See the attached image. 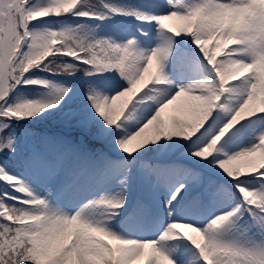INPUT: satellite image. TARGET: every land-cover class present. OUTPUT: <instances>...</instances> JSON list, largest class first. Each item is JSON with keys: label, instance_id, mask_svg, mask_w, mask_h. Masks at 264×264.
I'll list each match as a JSON object with an SVG mask.
<instances>
[{"label": "snow or ice", "instance_id": "6c2138e0", "mask_svg": "<svg viewBox=\"0 0 264 264\" xmlns=\"http://www.w3.org/2000/svg\"><path fill=\"white\" fill-rule=\"evenodd\" d=\"M101 2L110 13L155 23L170 37L189 35L214 78L175 85L166 72L173 51L171 38L168 44L145 51L135 38L123 43L111 38L89 40L69 27L59 31H33L29 27L33 21L49 16L105 18L91 7H82L87 0H48L42 6L34 5V0H0V120L30 119L61 106L70 93L71 89L62 87L52 102L8 104V97L19 85L47 84L29 75L33 69L74 75L78 66L84 64L93 69L87 75L118 71L127 81V88H120L112 95L93 87L88 91L90 111L104 122L101 133L109 134L114 129L118 133L122 127L119 122L140 98L155 100L158 110L134 134L116 139V145L135 160L137 154H142L141 149L161 137H185L181 142L190 146L192 154L215 163L231 186L225 190L209 180L205 193L211 199L223 195L234 204L212 215L203 227L196 226L195 222L179 221L172 217V211L190 186L201 182V174L144 163L142 167L149 176L173 183L174 190L166 201L173 222L156 240L124 238L105 226V220L118 216L119 209L124 207L123 194L101 196L69 212L53 206L50 190L41 195L24 178L0 165V181L14 190L12 194L0 191V264H176L164 242L181 238L195 246L204 264H264V242L241 244L228 239L240 227L245 213L252 217L249 229L264 234V132L250 148L234 154L213 155L218 142L227 138L225 134L236 130L234 126L242 128L250 123L246 118L255 114H261L255 118L264 121L259 100V94L264 91V8L260 6L264 0H169L173 10L162 15H146ZM245 8L250 12L241 20L237 10ZM64 58H71L76 64L56 63ZM237 65L240 66L238 74ZM165 85H175L176 91L163 92L161 86ZM174 105L173 114H168L167 110ZM219 106H225V111L232 114L217 122L218 113L213 109ZM33 107L35 111H28ZM242 107L247 114L240 118L237 114ZM205 112L206 119L192 134L179 131L161 134V129H179ZM149 129L151 134L145 136ZM6 149L14 153L16 140L5 137L0 127V152ZM64 155V152L58 154V162ZM58 162L34 157L30 167L51 181L59 177ZM128 174L125 171L122 183L127 181ZM7 177L13 178L12 181ZM176 177L182 182L174 183ZM75 183V180L66 181L62 188L67 191ZM199 201L197 196L193 202ZM98 208L104 209L103 219H94Z\"/></svg>", "mask_w": 264, "mask_h": 264}, {"label": "rangeland", "instance_id": "374dc122", "mask_svg": "<svg viewBox=\"0 0 264 264\" xmlns=\"http://www.w3.org/2000/svg\"><path fill=\"white\" fill-rule=\"evenodd\" d=\"M143 1L144 0H134L133 5L122 9L138 11L146 15H162L173 10L169 0H151V3L146 4H144ZM47 3L48 0H34V5L42 6ZM112 15L114 17L113 22L118 25L117 32L106 37H99L98 35L93 36L94 39L92 38L91 40L111 38L117 42L123 43L129 39L135 38L138 42V46L142 50L151 51V49L159 46V44H168L171 38L173 51L167 61L166 72L170 79L175 82V85H187L195 80L214 78V73L211 68L209 66H202L208 65L207 61L201 56H198L196 52L192 53L186 50L180 57L172 58L177 52L176 42L170 37L169 33L161 30L155 23L148 24L142 22L135 16ZM47 18L58 19L59 17L49 16L41 20H46ZM67 21L68 20L63 19L58 23H43L42 27L36 26L33 28V31H44L48 29L59 31L64 27H69L75 29L78 34L82 35L83 31ZM142 33H147V35H143ZM182 37L183 42H185L188 35L183 34ZM179 41L183 44L180 36ZM92 71L93 69L91 68V72ZM100 75L111 76V78L105 82L106 85L101 90L104 94L112 95L120 88L128 87L127 81L121 78L118 71H108ZM195 76L196 78H194ZM175 85L170 87L167 85L161 86V90L165 93L169 91L174 92L176 91ZM65 88L71 89L70 87ZM57 95H59V89L48 93L41 92L39 96L29 95L22 103L27 101L52 102L56 99ZM79 96L80 91L71 89L59 108L62 107L61 109H63L62 105H64L66 101H70ZM229 102L234 103L232 100ZM175 107V105L170 107L167 113L173 114V108ZM56 108L47 109L41 114H46ZM217 109V122L226 120L232 114L229 111H225V106L214 108L213 111L216 112ZM157 110L158 104L155 100L142 97L138 102H134L126 111L125 116L122 118L121 122H119L122 125L119 132L117 133L114 129L109 134L101 133V127L104 122L93 112L88 120V126L95 125L99 128L96 140L95 137L92 139L95 141L94 148L91 149L84 135L80 136L78 134V143L65 153L62 161H57L60 167L59 177L49 181L42 176L40 186L37 188L38 192L44 195L50 190V200L53 206L63 208L65 211L69 212H74L87 204L88 201L98 199L101 196H117L123 194L126 198L124 207L119 209L118 216L105 220V226L124 238L139 240H156L161 233L166 230L168 224L173 222L172 218L168 215L169 209L166 206V201L174 190L173 183L160 180L156 176H149L147 170L142 167L144 163L153 166L160 165L161 167L180 168L201 174V182L195 186H190V189L183 195L180 203L177 204L176 208L172 211V217L177 220L187 223L195 222L196 226L203 227L212 215L217 214L221 209H230L234 201H227L223 195L215 199L209 198L206 199V201L204 200L203 195L209 180L216 186V182L220 181V179L226 181V183L227 179L225 174L218 169L215 163H209L192 154L189 150L190 146L181 142L187 138L173 137L169 139L167 137H161L159 141L150 144L157 147L161 142L162 147L160 151L155 155H149L146 153L147 150L151 152V148L149 149L150 145H148L145 149L140 150L142 154H137L135 160L128 157L127 154L116 145V139L134 134V132ZM64 112L62 114H64ZM37 121L42 122V120ZM8 126L9 124L0 120V127L3 128V132ZM86 130L91 131L89 127H87ZM230 131L231 130H229V132ZM261 132H264V121L255 128L248 126L247 123L244 127L239 130L237 129L234 134H231L232 136L225 134L227 138H222V141L218 142L213 155L223 156L224 153L234 154L238 151L250 148L254 143L258 142L257 137ZM150 134L151 129L145 133V136ZM108 137L113 138L111 143L106 142V138ZM9 138H15L16 140V151L13 153L16 155L19 153V148L21 146L17 140V132L15 130L12 131ZM173 141H175V143ZM221 144H223V147H221ZM29 148L35 153L36 150L32 147ZM59 149L60 145H54L52 149L48 150L47 154L53 156V151H58ZM125 171L129 173L128 179L126 182L122 183ZM71 180L76 181L75 185L71 189L64 191L62 188L63 183ZM180 182H182V180L176 177L174 183L178 184ZM4 186L8 193H13L14 190L11 186L6 185V182H4ZM15 194L19 195L17 193ZM197 196H200V201L206 202L209 205L199 206L200 204L197 205L194 203V198ZM138 197L145 198L146 202L148 201L156 209L154 210L146 206L144 203L140 202V199L139 205L137 206L136 200ZM103 217L104 209H96L95 218L103 219ZM251 220L252 217L245 213L244 217H242L239 222L240 227L234 229L228 236V239L241 244H248L252 241L257 243L264 242V234L260 233L258 230L249 229L248 224ZM181 231L185 230L181 229ZM164 246L176 260V264H204L198 250L191 242L187 241V239L181 238L164 242Z\"/></svg>", "mask_w": 264, "mask_h": 264}, {"label": "trees", "instance_id": "16d2710c", "mask_svg": "<svg viewBox=\"0 0 264 264\" xmlns=\"http://www.w3.org/2000/svg\"><path fill=\"white\" fill-rule=\"evenodd\" d=\"M133 3L134 0H108L109 5L115 6L117 8L129 7L133 5ZM88 7H91L94 11H97L98 13L105 16V18L100 20L99 23H89L87 21H78L75 23L77 27L85 32V35L88 36V39L91 40L94 34H98L99 36L103 37L115 34L117 32L118 25L115 22L113 24L110 23L111 15L110 13L107 14V11L99 1H90L86 8ZM56 63L76 64V62H74L71 58L57 60ZM86 72H90V69L79 65L75 70L74 75H69L67 74V72L61 73L57 71H52L53 74L51 76H48L46 72L37 71H35L31 75L32 78L36 77V79H39L40 81L47 82V89L44 90L43 93L57 91V89H60L62 87H70L71 89L80 91L79 97L73 98L70 101H66L64 105H62L63 109H61L62 107H57L53 111L47 112L43 115L39 114L34 117L37 120H42V122L38 121V126L41 123L47 124L51 128L50 130L31 126H28V128H26L31 134L33 142L36 145L40 146L41 149L46 150V152H48L49 149H52L54 145H60V149L58 151H53L54 154L53 156H51L53 159H57L60 152L66 153L71 148H73L74 145L78 143V134L82 131H85L87 127H89L94 134L98 132L99 128L97 126H88V120L93 113V111H90L92 109V105L88 101V91L90 87L102 90V88L105 86V82L107 81L102 78L97 79L92 75H87ZM80 78H82L81 81ZM41 92L42 91L37 87L28 85L23 88V90H21L20 94L12 105L22 103L23 100L29 95L39 96L41 95ZM68 110H71V114L67 116L66 112ZM63 112L64 114H62ZM8 124V128H6L3 132V135L7 138H9L11 132L19 126L12 123ZM59 126L70 130V134H64L62 131H59ZM86 141H88V144L90 145L93 144V142L89 140ZM150 148L151 151L155 149L152 145L150 146ZM5 153L10 154L11 152L6 149ZM9 156H7L6 154H2V156L0 157V162L6 165L12 172L17 173L22 171L20 160L15 158L11 160ZM218 186L223 187L225 190L230 189H228L227 186ZM12 203L14 202L12 201Z\"/></svg>", "mask_w": 264, "mask_h": 264}, {"label": "clouds", "instance_id": "9594fccd", "mask_svg": "<svg viewBox=\"0 0 264 264\" xmlns=\"http://www.w3.org/2000/svg\"><path fill=\"white\" fill-rule=\"evenodd\" d=\"M254 2H258V0H254ZM260 6H261L262 8H264V4H261ZM237 11L239 12V18L242 20L243 17H244L246 14H249L250 9L245 8V9H239V10H237ZM239 70H240V66L237 65V66L235 67V72L238 74ZM259 100H260V107H261L262 109H264V91H262V92L259 94ZM126 103H127V101H126ZM35 110H36V108L33 107V108L29 109L28 111H35ZM246 114H247V113H246L245 107H242V108H241V111H240L237 115H238V117L243 118V116H245ZM207 115H208V113L205 112L203 115L198 116L197 119H196V121H194L193 123H190V124L184 125V126L180 127L179 129H177V128H175V127H171V128L166 127V128H164V129H161V130H160V131H161V134H172V133H174V132L179 131V132H181V133H183V134H188V135H190V134H192L195 130L198 129V127L200 126V123H202L203 120L206 119ZM7 179L11 182L13 178H11V177H7ZM94 219H95V217H94ZM70 230H71V229H70Z\"/></svg>", "mask_w": 264, "mask_h": 264}, {"label": "bare ground", "instance_id": "6f19581e", "mask_svg": "<svg viewBox=\"0 0 264 264\" xmlns=\"http://www.w3.org/2000/svg\"><path fill=\"white\" fill-rule=\"evenodd\" d=\"M159 46H160V44H159ZM194 78H196V76H195ZM179 103H180V102L178 101L177 104H179ZM257 103H258V100H257ZM259 115H261V114H255L254 117L246 118L247 120L249 119V121H250V123H248V126H252L253 128L259 126V125L263 122V121H261V120H257V119L255 118L256 116H259ZM246 124H247V123H245V125H246Z\"/></svg>", "mask_w": 264, "mask_h": 264}]
</instances>
